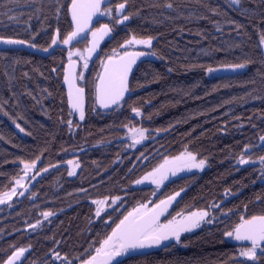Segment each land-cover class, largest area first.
<instances>
[{"label":"trees","instance_id":"trees-1","mask_svg":"<svg viewBox=\"0 0 264 264\" xmlns=\"http://www.w3.org/2000/svg\"><path fill=\"white\" fill-rule=\"evenodd\" d=\"M70 1L0 0V36L47 49L55 35L63 40L73 30ZM127 6L126 31L103 45L85 74L83 120L73 114L63 83L68 48L47 57L0 49V195L14 188L26 163L38 164L37 172L53 167L28 195L0 209V264L20 248L29 249L22 264H77L132 207L151 198L154 186L134 187L135 181L184 152L207 159L208 168L165 184L156 201L182 192L172 213L220 204L226 215L180 243L116 264H253L240 257V248L250 245L225 233L264 216V166L239 163L264 157V0L238 6L231 0H128ZM131 36L152 38L155 55L137 66L126 95L104 109L97 102L103 62ZM245 57L254 62L221 73L223 64ZM207 67L219 70L212 75ZM128 127L144 129L146 142L127 145ZM73 160L79 169L69 175ZM105 198L121 200L97 216L94 201Z\"/></svg>","mask_w":264,"mask_h":264},{"label":"snow or ice","instance_id":"snow-or-ice-1","mask_svg":"<svg viewBox=\"0 0 264 264\" xmlns=\"http://www.w3.org/2000/svg\"><path fill=\"white\" fill-rule=\"evenodd\" d=\"M102 2L103 0H71L70 11L72 20L75 23V30L69 33L62 40L63 44L68 45L77 37H81V34L85 32V29L88 27L92 18L97 14L104 16L112 13V9L101 8ZM127 3L128 0H124V2L120 3L115 9V12L117 13L115 23L123 24L125 21L131 19L130 14H123L125 13ZM231 3L238 6L240 4V0H231ZM166 6L169 8L172 7L171 4ZM111 31H113V29L108 24H104L99 29L93 30L91 32L93 40L91 42V47L88 48L87 51L89 53L93 52L98 46V39L108 35ZM28 43L29 42L25 40L0 36V44L24 45ZM56 43L57 39H53L52 44L55 45ZM261 43L264 44V40H262ZM126 44H142L151 47L152 38L136 39V37H132L126 41ZM29 46L35 47L34 44H29ZM44 51H47V49H44ZM150 54L155 55V53ZM73 55H80L81 58H84L83 54L79 51L76 53L70 51V61ZM143 55H146V53L125 52L119 60H113L112 57L108 58V62L105 64V74L100 77V84L97 86L98 99L104 107H107L109 102L116 103L119 99L123 98L124 93L129 90L128 75L132 70V65L136 62V59L139 56ZM262 56H264V52H262ZM253 62L254 61L250 58L245 57L242 62L227 63L223 64L221 67L227 71L237 72L244 70ZM84 67H87V62H85ZM217 70L219 69L212 67H207L206 69L208 73H212ZM53 71H55V69H53ZM169 71H171V69H169ZM262 79H264V77H262ZM65 80L69 83V97L72 107L73 109L79 111L80 119L83 120L84 111L82 101L84 89L76 87L67 75L65 76ZM252 83H255V81H252ZM133 110L138 112L137 109ZM16 126L19 127V124ZM20 130L23 131L22 128ZM139 136L140 139L144 138L142 131L139 133ZM261 140H264V137H261ZM134 142L139 143L140 141L137 139ZM185 157L187 161L191 162L185 164V167L202 168L205 164L203 159L199 160L197 163L196 156L190 152L182 154V156L177 157V159H185ZM259 160L260 164L264 166V157H260ZM239 163L246 164L249 163V161L241 158ZM34 167L35 162L32 164L26 163L24 165L25 171ZM46 170L47 169H45V171ZM157 173H160V169L154 170L152 173L143 177V179L135 181V183L141 184L144 180L151 178L152 183L157 184L159 187L163 180L167 179V176L160 174L157 178ZM73 174V172H69V175ZM173 175H175V172H173ZM262 176H264V168H262ZM16 183L20 184L21 181L17 180ZM20 194L23 195V193ZM179 195L180 192H176L173 195L168 196L166 199L160 200L159 203H155L150 210L142 211V209H147L146 204H141L139 208L133 209V211L129 212L119 222V224L116 225V227L112 230L111 235L107 236V238L103 240L101 247L95 250L96 254L90 255L88 259L82 260L81 264H111V262L117 257L131 254L132 252L140 249L160 247L165 245V242L171 240H175L176 243H180L181 234L191 232L193 229L200 227L201 222H204L205 218L209 214L207 211L189 212L187 215L178 214L181 215V219L177 220L173 217V219L168 220L166 223H160V216L167 212L168 207ZM3 202V198H0V203ZM94 203L103 205L105 201H94ZM113 203H115V200H113ZM101 211L102 209L98 208L96 215L100 216ZM44 215L47 217L51 215V213H44ZM225 235L230 237L234 236L236 240L250 241L251 246L246 250L241 251L240 255L253 261V264H259V257L264 256V216H253L250 219L242 220V223L238 225L233 232H227ZM25 251L26 249L23 248L14 251L12 255L8 257L5 264H15V262L20 260V258L24 255ZM68 264H71V262L69 261Z\"/></svg>","mask_w":264,"mask_h":264},{"label":"rangeland","instance_id":"rangeland-1","mask_svg":"<svg viewBox=\"0 0 264 264\" xmlns=\"http://www.w3.org/2000/svg\"><path fill=\"white\" fill-rule=\"evenodd\" d=\"M136 39H147V38H138V37H136ZM153 42H154V40L152 39V45H153ZM152 45H151V47H152ZM151 47H148V46H145V45H142V44H131V45L126 44V48L125 49L113 50L111 52V54H110L109 57L116 58V56L118 57V55H120L121 53L126 52V51L127 52H130V51H142V52H148V53H150ZM70 51L73 52V53H76L77 51H79L80 53L83 54V57L84 58H81L80 55H73L71 57V60L78 61L79 65H80V69H79V72H78V84L80 86H82L83 85V82H84V77H85L86 72L88 71L90 62L85 57V50L84 49H81L80 47H72V48H69L68 49V51H67L68 52V60H69V52ZM105 61L103 62V65H104ZM85 62H87V67L86 68L84 67ZM217 72L218 71L213 72L211 74L214 75ZM125 129H126V135H125V137H124L123 140L127 143V145L135 148L137 146H140L144 142H146V140H147V132L144 129H142V128H135V127L134 128L128 127V128H125ZM141 131L143 132V137H144L143 139H140V136H139V133ZM137 139L140 141L139 143H135L134 142ZM184 153H187V152H184ZM184 153H182V154H184ZM182 154H180L178 156H175V157H166V158H164L161 161V163L156 167V169H158L162 165H165L166 163H172V162L178 160L177 157H181ZM182 160H184V159H182ZM185 160H187L186 157H185ZM199 160H201V158H199L198 156H196V162L197 163L199 162ZM203 160L205 161V164H204V166L202 168H195V167L189 168V167H185L184 166V169H185L186 173H188V174L189 173H192V172H199V173H201V172L205 171L208 168V161H207V159H203ZM246 160H248V159H246ZM248 161H249V163H246V164H252V163L260 164V160H253V161L248 160ZM187 163H191V162L190 161H187ZM27 164H31V163H27ZM246 164H244V165H246ZM77 165L78 164L76 163V160H73L72 161V164L70 165V168H71L70 171L73 172L74 174H76V172L79 169V165L78 166ZM37 166H38V164H35V167L34 168H30L27 171H25V169H24V174H22L17 179V180H20L21 183L20 184H17L15 182V186H14V188L10 192H7V193H4V194L0 195V198H3V200H4L3 203H0V209L2 207H4V206L8 205V204H11L15 199H17V197L19 198V195H20L21 191L25 188V186L28 184V182L37 173ZM152 172H149V173H152ZM149 173H147L144 176H142L139 180L143 179V177H145ZM149 182H152L151 178L148 179V180H144V182L141 183V184L134 183L133 186L134 187H141L143 185H147ZM162 190H163V186H159V187L158 186H154V193L151 196V198L148 199L145 202L138 203L137 205H135L134 207H132L129 212L133 211V209H135V208H139L141 204H146L147 205V209H142V211L150 210L154 206L155 203H158L159 202V201H156V199L160 195V193L162 192ZM181 193L182 192H180V194ZM101 200L105 201V203L103 205H98V204L94 203V205L96 207V211H97L98 208H101L102 209L100 215H102L103 213H105V212H107V211L115 208L117 205H119L121 199L120 198L119 199H117V198H114V199L105 198V199H100V200H95V201H101ZM113 200H115V203H113ZM219 207H220V204H217L216 206H213V208L210 209V210H207V209H188V210H183V211H180V212H174V213H171L170 215L166 214L164 216V218H162L159 222L160 223H166L168 220L173 219V217H175L177 220H179V219H181V215H178V214L187 215L189 212L207 211L209 215L205 218V221L204 222H201L200 227L193 229L191 232L182 233L181 236H183V235L188 234V233L196 232V231L202 229L205 226L212 225L220 217L226 215L223 212H219L218 211ZM208 221H210V222H208ZM227 239L229 241H231V242H234V236H231V237L230 236H227ZM172 243H176V241L175 240H171V241L165 242V244H172ZM99 247H101V245L98 246L97 248H99ZM97 248H93V249L91 248L85 255H82L81 256V260H78L77 261V264H81V261L82 260H85V259H88L90 257V255H95L96 254L95 250ZM25 249H26L25 252L27 253L29 249H27V248H25ZM246 249L241 247L240 248V253H241V251L246 250ZM258 253H259V250H258ZM128 255H130V254H128ZM125 256H127V255H125ZM240 257L247 258V257L241 256V255H240Z\"/></svg>","mask_w":264,"mask_h":264},{"label":"water","instance_id":"water-1","mask_svg":"<svg viewBox=\"0 0 264 264\" xmlns=\"http://www.w3.org/2000/svg\"><path fill=\"white\" fill-rule=\"evenodd\" d=\"M109 4V0H103L102 4H101V8L105 5ZM70 7H71V3H70V6H69V16H70V22H71V25L73 27V30H75V23L73 22L72 20V16H71V11H70ZM98 16L99 14H97L96 16H94L91 20V22L89 23L88 27L85 29V32L81 34V37H77L76 39H74L70 44L68 45H65L62 43V40L59 38L58 35H55L54 39H57V43L55 45H53L51 43V45L47 48V51H44V49H41V48H38V47H31L29 46L30 43L28 44H24V45H6V44H0V49L1 48H6V47H15V48H19V49H23V50H26V51H29V52H32V53H36L40 56H43V57H47L51 54L54 53V51L57 49V48H69V47H72V46H75L76 44L78 43H81L87 39L90 40V43H89V46L86 48L85 50V57L88 61L92 62V61H95L100 53H101V47L102 45L104 44L105 41H107L108 39L111 38V32L104 36L103 38H99L98 39V46L96 47V49L89 53L87 51L88 48L91 47V42L93 40V37L91 35V29H92V26L93 24H95L98 20ZM260 51H261V54L262 52H264V44L261 43L260 45ZM140 51H134V52H129V53H139ZM143 53H146V52H143ZM120 57L118 58H113V60H119ZM153 58V55H151L150 53H146V55H143V56H139L137 59H136V62L132 65V70L131 72L129 73L128 75V81L131 77V75L133 74V72L135 71V69L137 68V66L143 61V60H146V59H152ZM264 58V56H263ZM108 62V61H107ZM106 62V64H107ZM78 71H79V63L78 61H75V60H69L67 63H66V66H65V71H64V86L67 90V94H68V99H69V106L73 112L74 115H77L80 119V114H79V111L78 110H75L73 109L72 107V103L70 101V97H69V83L68 81L65 80V76L67 75L69 77V79L74 83V85L76 87H80L78 85V80H77V75H78ZM232 71H227V70H224V69H221V73H231ZM105 74V66H104V69L101 73V76H103ZM100 76V77H101ZM100 84V79H99V82H98V85ZM82 88V87H80ZM127 91L124 93L123 97L126 95ZM73 94H74V89H73ZM121 100V99H119ZM118 100V101H119ZM97 101H98V105L104 109H111L115 103H111L109 102L108 103V106L107 107H104L100 100L98 99V92H97ZM117 101V102H118ZM82 106H83V111H85V106H86V99H85V91L83 92V101H82ZM81 120V119H80ZM261 146H264V140H261V143H260ZM183 161L182 160H178V161H174L172 163H169L163 167L160 168V172L161 171H164V170H167L169 168H172L180 163H182ZM47 170L45 171L44 170H41L40 172H38L29 182L28 184L25 186V188L21 191V193H23V195H19V198H24L26 195H28L32 189L34 188V186L36 185V183L38 182V180L48 174L52 169L53 167H48L46 168ZM165 182H162L161 184H163ZM160 184V185H161ZM151 185H157V184H154V183H149L148 186H151ZM166 199V198H165ZM180 200V197L177 196L176 197V200L172 202V204L168 207V210L167 212L164 213V215L160 216V219L159 221L179 202ZM234 241L235 243L239 244V245H251V242L250 241H243V240H236L235 237H234ZM164 245L160 246V247H152V248H145V249H140V250H137L135 252H132L133 254H137V255H140V254H145L147 252H150L152 250H155V249H159L161 247H163ZM26 255L27 253L24 252V255L20 258V260L16 261L15 264H22L26 258ZM122 257H117L115 260H113L111 262V264H116L117 261H119ZM5 264V263H4Z\"/></svg>","mask_w":264,"mask_h":264},{"label":"flooded vegetation","instance_id":"flooded-vegetation-1","mask_svg":"<svg viewBox=\"0 0 264 264\" xmlns=\"http://www.w3.org/2000/svg\"><path fill=\"white\" fill-rule=\"evenodd\" d=\"M70 3H71V1H70ZM113 3V1L112 0H109V4H107V5H105V6H103L102 7V9H104V8H109V9H112V13L111 14H109V15H104V16H98V20H97V22L95 23V24H93V26H92V29H91V31H93V30H95V29H99L102 25H104V24H108L112 29H113V31H111V38L110 39H112L113 37H114V35L115 34H119V32L120 31H126L125 29V25H127V22L128 21H125L123 24H117V23H115V17L117 16V13L115 12V9L118 7V5L120 4V3H122V2H120V3H118V4H115V5H113L112 4ZM70 6V5H69ZM127 9H128V6H127V4H126V9H125V13H123V14H127ZM120 15H122V14H120ZM70 17V16H69ZM71 23V22H70ZM72 26V25H71ZM72 29H73V27H72ZM132 37H135V36H131V37H129L128 38V40L129 39H131ZM110 39H108L107 41H109ZM127 40V41H128ZM107 41H105L104 42V44L107 42ZM84 42H86L87 43V46L85 47V49L84 50H86V48L89 46V43H90V40L89 39H87V40H85ZM103 44V45H104ZM103 45H102V47H103ZM102 47H101V51H102ZM126 48V41L124 42V44H122L121 45V47L119 48V49H125ZM115 50H118V49H115ZM127 52V51H126ZM130 52H134V51H130ZM140 52H142V51H140ZM124 53L125 52H123V53H121L120 55H118V57H121V56H123L124 55ZM129 53V52H128ZM146 53H148V52H146ZM101 54V53H100ZM117 56H116V58H118ZM102 73V72H101ZM100 78V77H99ZM98 81H99V79H98ZM97 86H98V82H97ZM182 160V159H181ZM176 161H178V160H176ZM183 162L182 163H180V164H178V165H176V166H174V167H172V168H169V169H167V170H164V171H161L160 173H157V178L159 177V175L160 174H163V175H166L167 176V179H165V180H163V182H165V183H163V184H161V185H159V186H164L165 184H167V183H169V182H172L173 180H175L177 177H179V176H184V175H187L188 173H186V171H185V169H184V164H186L187 163V160H182ZM167 164H169V163H166L165 165H167ZM165 165H162L161 167H163V166H165ZM161 167H159L158 169H160ZM173 172H175V175H173ZM150 183V182H149ZM177 205V204H176ZM175 205V206H176ZM174 206V207H175ZM174 207L167 213L168 215H170L171 213H172V210L174 209ZM164 218V217H163ZM165 245H167V244H165ZM164 245V246H165ZM163 246V247H164ZM162 248V247H161ZM156 250V249H155ZM153 251V250H152Z\"/></svg>","mask_w":264,"mask_h":264},{"label":"bare ground","instance_id":"bare-ground-1","mask_svg":"<svg viewBox=\"0 0 264 264\" xmlns=\"http://www.w3.org/2000/svg\"><path fill=\"white\" fill-rule=\"evenodd\" d=\"M6 261H7V260H6ZM6 261H5V262H6ZM5 262H4V263H5ZM4 263H3V264H4Z\"/></svg>","mask_w":264,"mask_h":264}]
</instances>
